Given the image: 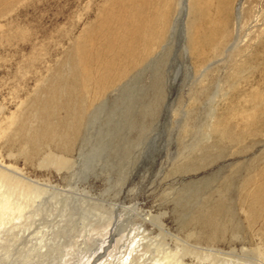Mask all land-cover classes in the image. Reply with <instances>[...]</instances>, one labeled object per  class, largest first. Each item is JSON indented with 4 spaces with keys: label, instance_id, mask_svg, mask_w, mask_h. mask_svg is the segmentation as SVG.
<instances>
[{
    "label": "rangeland",
    "instance_id": "374dc122",
    "mask_svg": "<svg viewBox=\"0 0 264 264\" xmlns=\"http://www.w3.org/2000/svg\"><path fill=\"white\" fill-rule=\"evenodd\" d=\"M195 1L0 0V264H264V0Z\"/></svg>",
    "mask_w": 264,
    "mask_h": 264
},
{
    "label": "bare ground",
    "instance_id": "6f19581e",
    "mask_svg": "<svg viewBox=\"0 0 264 264\" xmlns=\"http://www.w3.org/2000/svg\"><path fill=\"white\" fill-rule=\"evenodd\" d=\"M192 1H195V0H192ZM196 2V1H195ZM10 196V195H9ZM8 196V197H9ZM10 204H13L12 203V199H10V198H8L7 200H4L3 198H0V223H3L4 224V221H5V218L7 217V216H9L7 219H9V221L11 220V221H13L14 220V218L12 217L11 218V216L13 215V206H11ZM21 205V204H20ZM12 207V208H11ZM22 209H17L18 211H21V210H23L24 208H25V206L24 205H22V207H21ZM6 209H8L7 211H6ZM19 217H21V218H23V217H25V213L24 212H21V214L19 215ZM27 229V228H26ZM42 242V241H41ZM179 264H181L180 262H179Z\"/></svg>",
    "mask_w": 264,
    "mask_h": 264
}]
</instances>
